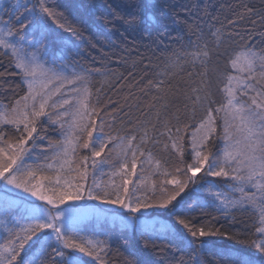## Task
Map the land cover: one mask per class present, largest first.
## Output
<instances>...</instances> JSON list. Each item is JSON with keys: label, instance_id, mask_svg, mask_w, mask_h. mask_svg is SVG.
Here are the masks:
<instances>
[{"label": "snow or ice", "instance_id": "1", "mask_svg": "<svg viewBox=\"0 0 264 264\" xmlns=\"http://www.w3.org/2000/svg\"><path fill=\"white\" fill-rule=\"evenodd\" d=\"M73 7L0 0V264H264V0L177 36L123 99L134 73L75 58ZM123 8L126 31L181 23L170 0Z\"/></svg>", "mask_w": 264, "mask_h": 264}, {"label": "trees", "instance_id": "2", "mask_svg": "<svg viewBox=\"0 0 264 264\" xmlns=\"http://www.w3.org/2000/svg\"><path fill=\"white\" fill-rule=\"evenodd\" d=\"M66 2L67 0H58V3ZM72 2L74 7L68 13V18L82 32V39L69 37L79 53L75 58L83 67H99L101 64H106L115 74L123 73L126 78L130 72L134 73L133 77L118 84L112 94L113 99L117 98V93L119 98L123 99L129 92V85L144 75L145 63L151 60L153 66H159L156 70L162 69L172 51L179 48L180 41L176 39L177 36H183L186 42L191 34L190 27L195 30L197 26H203L207 30V22L214 23L215 27H220L222 23L227 25V19L231 18L229 9L235 7L239 0H170V3L175 5V11L179 13L181 23L178 24L176 18L170 16L166 27L156 24L150 27L145 25L135 32L126 31L118 20L113 19V13L124 11V0H72ZM205 4L209 5L208 15H206ZM185 8L189 12H185ZM106 19L113 22L105 23ZM258 41L259 38L256 37L253 42L258 43ZM142 60L143 63H141ZM133 62L136 63L135 67ZM0 71H3V68H0ZM95 79L98 87L101 78ZM185 82H187L186 73L178 75L172 81L174 86L177 83L183 85ZM142 86L137 85L132 90L139 95V89ZM121 88L123 90L119 91ZM147 99L150 97H145V100ZM50 135L53 139L58 138L55 133ZM212 215L219 220L217 227L223 225L225 230L233 232L249 221V214L246 213H235L234 221L231 218L224 219L215 212H212ZM210 239L213 241L210 248L229 245L242 247L236 241L227 240L223 236ZM126 255L121 250V254L114 256V259L122 261Z\"/></svg>", "mask_w": 264, "mask_h": 264}]
</instances>
